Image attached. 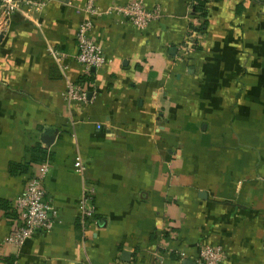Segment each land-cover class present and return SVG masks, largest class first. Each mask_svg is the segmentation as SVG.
Segmentation results:
<instances>
[{
	"label": "crops",
	"instance_id": "1",
	"mask_svg": "<svg viewBox=\"0 0 264 264\" xmlns=\"http://www.w3.org/2000/svg\"><path fill=\"white\" fill-rule=\"evenodd\" d=\"M142 1L162 14L144 29L92 18L109 63L89 74L75 60L88 0L0 22V264H195L207 244L221 264H264V0H206L193 37L189 0ZM67 83L87 102H67ZM44 163L57 220L17 250L15 200Z\"/></svg>",
	"mask_w": 264,
	"mask_h": 264
},
{
	"label": "built area",
	"instance_id": "2",
	"mask_svg": "<svg viewBox=\"0 0 264 264\" xmlns=\"http://www.w3.org/2000/svg\"><path fill=\"white\" fill-rule=\"evenodd\" d=\"M94 1L88 0L86 6L82 8L81 11L85 17L76 32L77 53L75 60L86 74L109 63L103 50L95 44L89 35L93 28L92 18L112 16L118 20L129 21L136 28L144 29L162 16L159 8L149 10L142 0L130 1L124 5H113L105 10L96 7ZM41 6L42 3L39 0H0V22L2 25H7L15 13L23 10L32 12L39 10ZM191 36H194V32L191 33ZM189 43L190 38L187 39L186 44ZM49 53L56 62H60L62 55L59 52L50 50ZM64 98L67 102L86 103L87 92L79 84L67 83ZM74 169L80 174L84 172L85 166L80 157L75 158ZM48 170V164H42L38 174L29 180L15 200L20 222L8 236L7 243L17 250L35 234L50 231L57 220L56 211L51 202L47 200L43 185ZM93 192V188L87 187L81 200L80 210L84 228L86 222L91 220L95 214L90 200V193ZM224 258L225 252L221 246L207 244L201 247L195 264H221Z\"/></svg>",
	"mask_w": 264,
	"mask_h": 264
},
{
	"label": "trees",
	"instance_id": "3",
	"mask_svg": "<svg viewBox=\"0 0 264 264\" xmlns=\"http://www.w3.org/2000/svg\"><path fill=\"white\" fill-rule=\"evenodd\" d=\"M193 6V11H194V17L198 20L201 21V24L198 27H195L194 25L189 26V30L195 31V32H200V33H205L206 31V26H207V2L206 0H189ZM196 49V46H195ZM45 158V152H43L40 148H37L34 152V161H42Z\"/></svg>",
	"mask_w": 264,
	"mask_h": 264
},
{
	"label": "water",
	"instance_id": "4",
	"mask_svg": "<svg viewBox=\"0 0 264 264\" xmlns=\"http://www.w3.org/2000/svg\"><path fill=\"white\" fill-rule=\"evenodd\" d=\"M125 256H126V254H125ZM183 264H194V263L186 260V261H183Z\"/></svg>",
	"mask_w": 264,
	"mask_h": 264
}]
</instances>
